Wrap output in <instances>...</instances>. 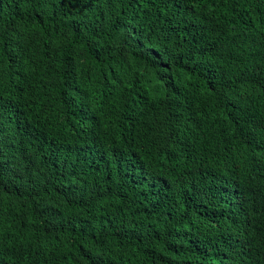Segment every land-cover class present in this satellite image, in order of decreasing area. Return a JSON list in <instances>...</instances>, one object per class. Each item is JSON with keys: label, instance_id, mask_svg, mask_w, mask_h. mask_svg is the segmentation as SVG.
I'll return each instance as SVG.
<instances>
[{"label": "trees", "instance_id": "trees-1", "mask_svg": "<svg viewBox=\"0 0 264 264\" xmlns=\"http://www.w3.org/2000/svg\"><path fill=\"white\" fill-rule=\"evenodd\" d=\"M0 264H264V0H0Z\"/></svg>", "mask_w": 264, "mask_h": 264}]
</instances>
